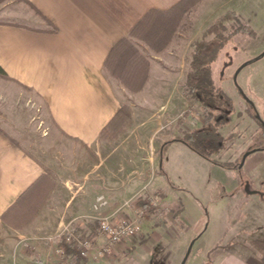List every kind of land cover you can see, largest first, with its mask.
I'll use <instances>...</instances> for the list:
<instances>
[{
    "label": "crops",
    "instance_id": "crops-1",
    "mask_svg": "<svg viewBox=\"0 0 264 264\" xmlns=\"http://www.w3.org/2000/svg\"><path fill=\"white\" fill-rule=\"evenodd\" d=\"M179 1L26 0L19 3V10L2 12L7 15L3 16L5 20L0 19V67L11 82L33 90L49 121L36 155L26 153L0 129V225L7 227L2 216L23 193L27 195L23 201L34 196L30 187L47 168L62 185L71 188L60 216L85 212L98 197L108 202L128 199L152 177L156 191L166 198L160 160L155 172L152 168L151 173L150 166L157 153L160 157L163 146L172 142L185 144L162 133V115L156 116L140 106L132 107V126L121 139H100L101 129L123 103L105 74L103 63L113 44L127 36L149 10H169ZM32 9L37 10L34 26L17 20L16 11L33 18ZM20 13V17H25ZM163 73L162 67L157 68L151 61L143 92L132 94L129 99L135 97L166 109L175 104L176 98L172 102L169 94L159 102L146 95L152 81H165ZM129 103L133 106L132 101ZM178 119L175 125L181 123ZM160 136L163 138L158 139ZM155 173L158 179H154ZM74 185L77 188L72 192ZM253 185L249 177L245 187L250 193L237 194L234 190L219 196L224 211L212 217L219 225L213 224V231L208 228L211 218L203 228L202 216H197L200 220L194 231L195 240L205 236L204 264H264V192H252ZM182 197L181 194L178 198ZM49 200L38 216L42 215L39 223L16 234L31 235L49 219L56 203L54 196ZM19 207L20 204L14 206L11 212L19 211ZM62 223L64 219L56 222ZM148 225L149 221H144L139 231ZM19 245L1 238L0 264H27V256L20 248L17 254L12 253Z\"/></svg>",
    "mask_w": 264,
    "mask_h": 264
},
{
    "label": "rangeland",
    "instance_id": "rangeland-1",
    "mask_svg": "<svg viewBox=\"0 0 264 264\" xmlns=\"http://www.w3.org/2000/svg\"><path fill=\"white\" fill-rule=\"evenodd\" d=\"M9 1H0L1 20L7 15L2 12L7 9L19 10V3L24 2L11 0V4L7 5ZM29 10L30 8L25 12ZM32 11L33 18L27 17L24 12L16 11L17 20L34 26L35 11ZM19 13L25 17H20ZM171 17L175 32L163 50L155 52L143 41L135 40L134 43L157 68L162 67L164 71L162 78H165V81H152L146 89L149 100L159 102L169 94L173 96L172 102L176 98L175 104L166 109L158 104L151 106L144 100H136L135 97L133 100L129 99L130 95L143 92L148 80L141 90L134 93L113 78H110L111 84L123 101L121 105H127L131 111L132 107L140 106L144 111L149 109L155 112L156 116L162 115L165 124L162 133L170 134L172 138L179 137L183 133L178 130L185 132L200 127L201 109L198 102L189 98L185 83L196 45L199 47L201 41H210L203 54L209 60L216 86L232 102L226 121L218 126L221 142L208 158L199 156L180 143L172 142L161 148V155L159 157V154H156L150 170H158L160 160L165 173L162 179V185L167 190L165 199L156 191L158 189L154 186L152 177L128 199L108 202L103 198L104 204L98 209H94V199L87 211L77 212L73 216H60V210L65 205L64 199L71 194V188L62 185L53 174V188H48V182L42 198L24 212L25 220L32 216L30 221L14 227L3 219L2 222L7 227L0 225V239L20 243L12 253L17 254L16 251L20 249L24 251L28 259L27 264H34L45 258L47 238L58 237L65 228L93 229L96 227V217L110 214L129 215L130 209L142 205L149 197H156L158 205L144 220L149 221L148 228L115 246L112 254L101 259L89 257L81 260L79 264H180L193 239L185 264H204L205 236L195 240L197 232L194 231L200 220L197 216H202L203 228L208 218H211L208 228L213 231V224L219 225L214 223L212 217L216 218V214L224 211V205L218 202L220 195L234 190L237 194L250 193L245 187L249 177L254 182L251 191L264 192V147L255 148L257 144L264 142V136L257 135L258 132L264 131V0H188L180 8L173 9ZM221 17L224 19L221 22L227 27L226 33L230 32L233 26L239 25L247 26L249 30L237 31L226 43L221 44L214 39L213 33L205 34ZM156 74L159 76L158 70ZM178 118L182 121L175 125ZM48 121L46 111L33 90L0 77V129L7 132L26 153L36 155L39 152V141L47 131ZM129 128L119 137L109 141L121 139ZM162 138L163 136L158 137ZM158 139L157 152L160 150ZM244 154L247 156L242 163ZM158 177L155 173L154 179ZM74 188H77V185L72 187V192ZM181 194L183 197L178 198ZM53 196V203H56L49 219L35 229L33 234H20L31 224L34 225L37 221L39 223L42 215L40 218L38 216ZM125 202H128V207L124 206ZM14 213L19 212L13 211L12 215ZM60 219H64L65 223L57 225L56 222ZM16 231L20 233L16 234ZM48 256L50 258V254Z\"/></svg>",
    "mask_w": 264,
    "mask_h": 264
},
{
    "label": "trees",
    "instance_id": "trees-1",
    "mask_svg": "<svg viewBox=\"0 0 264 264\" xmlns=\"http://www.w3.org/2000/svg\"><path fill=\"white\" fill-rule=\"evenodd\" d=\"M187 1L181 0L169 10H149L135 24L127 36L115 42L110 48L103 63L105 74L109 78L117 80L130 92L134 93L141 90L149 78L150 62L134 41H143L155 52L163 50L170 42L174 34L173 32H175V25L173 26L171 17L172 10L178 7L180 8ZM222 20H224L223 17L217 20L220 24H212L205 32L206 35L213 33L214 39L220 41L221 44L226 43L237 31L249 30L246 28L247 26L239 25L233 26V29L226 33L227 27L221 22ZM209 42L201 41L199 47L196 45L192 53L190 71L187 74L185 83L189 98L199 104L201 109L199 115L202 117V122L199 128L182 132L183 134L176 138L188 146L194 153L205 158H208L209 154L215 151L221 142V134L218 131V126L226 121L223 118V114L226 113L224 110L230 111L232 107L230 98L216 86L209 60L203 54ZM0 77L6 80H12L1 67ZM215 111L219 113L215 115ZM179 121L181 122L182 120L179 118ZM131 125L132 111L127 105H121L101 129L99 138L103 140L117 138L125 133ZM257 135L264 136V131L258 132ZM262 147H264V142L257 144L255 148ZM54 180L55 176L53 173L45 169L41 177L30 187L32 188L31 190L34 196L30 200L23 201L27 196L26 192L23 193L17 202L3 214L2 219L14 227L30 221L32 216L25 220V210L30 208L31 204L37 202L39 198H42L44 191L47 189L48 182L50 184L48 188H53ZM18 204H20L19 211H17L19 213L12 215V209L14 210V206H18ZM36 206L38 205L36 204ZM69 252L70 250L68 249ZM81 260L85 259L76 256L77 264Z\"/></svg>",
    "mask_w": 264,
    "mask_h": 264
},
{
    "label": "built area",
    "instance_id": "built-area-1",
    "mask_svg": "<svg viewBox=\"0 0 264 264\" xmlns=\"http://www.w3.org/2000/svg\"><path fill=\"white\" fill-rule=\"evenodd\" d=\"M127 203L125 202L124 206L128 207ZM103 204V198L98 197L94 209L100 208ZM157 205V198L149 197L142 205L130 209L129 215L110 214L96 217L97 223L93 229L65 228L58 237L47 238L46 257L34 264H76V256L84 259L89 257L101 259L112 254L115 246L139 232L141 223Z\"/></svg>",
    "mask_w": 264,
    "mask_h": 264
},
{
    "label": "water",
    "instance_id": "water-1",
    "mask_svg": "<svg viewBox=\"0 0 264 264\" xmlns=\"http://www.w3.org/2000/svg\"><path fill=\"white\" fill-rule=\"evenodd\" d=\"M247 154H248V153H247ZM247 154H244V156H243V158H242V163H243L244 158L247 156ZM240 165H241V164H240ZM193 241H194V239H193ZM193 241H191V243L189 244V246H188V248H187V251H186V253H185L183 259L181 260L180 264H185L186 259H187L188 255H189V252H190V250H191V246H192V244H193Z\"/></svg>",
    "mask_w": 264,
    "mask_h": 264
},
{
    "label": "flooded vegetation",
    "instance_id": "flooded-vegetation-1",
    "mask_svg": "<svg viewBox=\"0 0 264 264\" xmlns=\"http://www.w3.org/2000/svg\"><path fill=\"white\" fill-rule=\"evenodd\" d=\"M224 112H226V113L223 114V118L226 120L227 115L229 114L230 111L224 110ZM215 113H219V112L215 111ZM201 119H202V117H201ZM201 122H202V120H201ZM256 149H258V148H256Z\"/></svg>",
    "mask_w": 264,
    "mask_h": 264
}]
</instances>
